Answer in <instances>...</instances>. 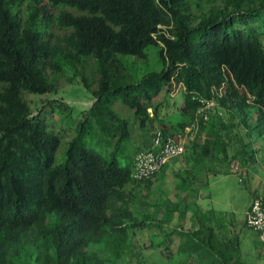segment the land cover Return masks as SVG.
<instances>
[{"label":"trees","instance_id":"16d2710c","mask_svg":"<svg viewBox=\"0 0 264 264\" xmlns=\"http://www.w3.org/2000/svg\"><path fill=\"white\" fill-rule=\"evenodd\" d=\"M191 1L0 0V264H116L137 222L126 188L158 173L135 180V156L151 146L154 129L192 123L199 96L223 87L220 106L245 114L258 107L264 133V0H223L200 12ZM151 44H161L163 68L136 78ZM63 73L80 76L95 99L81 117L56 122L43 107L34 112L28 95L56 90ZM174 84L184 119L154 127L151 102ZM118 101L132 117L115 109ZM212 116L200 119L199 133ZM135 123L146 130L143 144L122 164ZM214 133L200 153L224 147ZM198 243L224 257L212 232Z\"/></svg>","mask_w":264,"mask_h":264},{"label":"rangeland","instance_id":"374dc122","mask_svg":"<svg viewBox=\"0 0 264 264\" xmlns=\"http://www.w3.org/2000/svg\"><path fill=\"white\" fill-rule=\"evenodd\" d=\"M198 1L199 5L197 0L190 4L197 12L208 11L212 5H223V0ZM160 45L148 46V56L139 59L133 69L136 78L163 68ZM58 85L56 90L28 95L34 112L43 107L53 112L56 122L66 113L77 118L95 99L93 91L83 84L80 76L72 79L71 73L60 74ZM181 89L175 84L171 89L165 86L153 99L149 111L152 113L158 107L159 114L153 122L154 127L171 128L184 119L180 114L185 103ZM123 105L118 101L114 107L132 117L128 109L123 111ZM246 112L222 105L212 110V121L198 135L199 145L192 146L182 158L171 159L172 162L152 177L151 182L128 184L126 189L131 191L129 205L137 215V222L129 228L132 234L130 246L123 250L116 264L198 263L202 259L216 264H264V240L259 231L245 222L250 201L256 194L264 195V133L261 134L256 126L258 107H248ZM216 130L220 132L224 147H216L209 155L200 153V144L208 134L210 140H214ZM145 131L138 123L134 124L133 141L128 142L119 154L122 164L127 163L136 144H143L142 133ZM150 140H147L149 144ZM61 149L58 158H62ZM236 161L242 169L236 168ZM200 205L204 206L205 212ZM203 214L211 217L213 227L210 226L207 234L212 232L213 242L223 249L224 257H219L211 248L205 251L200 247L199 239L191 238L196 233L194 226L202 223ZM194 215L199 218L197 221ZM211 239L208 237V241Z\"/></svg>","mask_w":264,"mask_h":264},{"label":"built area","instance_id":"2783aa9c","mask_svg":"<svg viewBox=\"0 0 264 264\" xmlns=\"http://www.w3.org/2000/svg\"><path fill=\"white\" fill-rule=\"evenodd\" d=\"M216 92V93H215ZM211 97L199 96L202 104L197 110L196 119L175 132H164L161 128L153 130L152 144L150 147L139 151L134 159L132 177L141 180L151 177L159 172L171 159L187 152L193 140L197 138L200 130V119L207 121L212 110L220 107L218 97L223 95V87L216 90ZM238 169H242L239 161L235 162ZM245 222L250 227L259 231L264 240V195L259 193L253 197L246 209Z\"/></svg>","mask_w":264,"mask_h":264},{"label":"crops","instance_id":"0c3cea01","mask_svg":"<svg viewBox=\"0 0 264 264\" xmlns=\"http://www.w3.org/2000/svg\"><path fill=\"white\" fill-rule=\"evenodd\" d=\"M192 146L193 145H191L190 147H189V149L187 150V152L185 153V154H187L191 149H192ZM185 154H183V155H181V156H177V157H174L173 159H177V158H182ZM170 162H172L171 160L168 162V163H166V165L164 166V167H166V166H168V164H170ZM163 167V168H164ZM162 168V169H163ZM262 183H264V182H262ZM262 186H263V184H262ZM252 201V200H251ZM251 201H250V203H251ZM250 203H249V205H250ZM249 205L247 206V208L249 207ZM201 206V208H202V211L203 212H205L206 211V209L204 208V206L203 205H200ZM246 208V209H247ZM202 223H199L198 225H195L194 226V230H196V233L194 232L193 234H192V236H191V238L192 239H203L206 235H207V231H209V230H211L210 229V226L211 227H213V225H211V222H210V218L211 217H209V216H206L205 214H203L202 215ZM199 218L198 217H195V215H194V220L195 221H197ZM207 223V224H206ZM207 226H209V227H207ZM190 238V239H191Z\"/></svg>","mask_w":264,"mask_h":264}]
</instances>
